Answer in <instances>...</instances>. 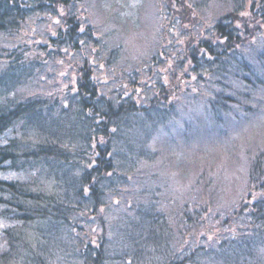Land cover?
<instances>
[{"label": "trees", "instance_id": "obj_1", "mask_svg": "<svg viewBox=\"0 0 264 264\" xmlns=\"http://www.w3.org/2000/svg\"><path fill=\"white\" fill-rule=\"evenodd\" d=\"M98 1L0 0V264H264V130L239 139L264 127V0H149L161 33L138 55L141 0L87 18ZM46 19L51 53L14 49ZM209 142L249 146L231 198Z\"/></svg>", "mask_w": 264, "mask_h": 264}, {"label": "rangeland", "instance_id": "obj_2", "mask_svg": "<svg viewBox=\"0 0 264 264\" xmlns=\"http://www.w3.org/2000/svg\"><path fill=\"white\" fill-rule=\"evenodd\" d=\"M127 2H129L131 5H135V1L136 4L138 5V2L140 0H126ZM175 1V0H173ZM125 2V0H102V3H100V1L95 2V7L94 10L91 11L92 13L90 14V11L87 14V18H90L93 13H96L95 10L98 11H106L108 9V7L110 6L111 3H117V4H123ZM102 4V5H100ZM142 4V5H141ZM141 7L143 9V11H145V15H149L147 17V19L145 18L143 20V25L140 29H138V31L133 32V28L129 29V32L127 34V37L125 38L124 35V40H125V44H126V49L128 51L129 54H137L139 52H146L150 49V52L154 51V48L156 47L157 43H155V41L158 39L159 40V36L161 33V29L159 26H161L160 22L151 17V14H153L152 12H150L154 5L150 6L149 4V0H141ZM144 5V7H143ZM123 6V5H122ZM131 8V7H130ZM93 9V8H92ZM125 14V9L122 12ZM127 13L130 14L131 12L127 9ZM183 13V12H182ZM97 14V13H96ZM103 13H100V17L103 20L104 19ZM178 18H180V15H178ZM100 19V20H101ZM125 20V19H124ZM181 26H183L184 28L188 27L187 21H184L183 19L181 20ZM132 27V26H131ZM188 29V28H187ZM54 30H55V26L52 24L50 19H46L43 22H39L34 24L33 26H31L30 28L26 29L23 31V38L20 37L19 40L21 41L15 48H18L20 45L21 49H27L30 50L29 53L30 55L33 57V59H38V60H43L42 58H40L38 55V44H40L42 46V48H46V53H51V45L48 42V38L49 35H54ZM186 31V30H185ZM183 35H185V38H182V42H176L174 40L175 43L178 44H182L184 45V47L187 48H191L192 46H196V42H191L190 41V37L194 38L195 34L193 32H183ZM198 39V37H197ZM170 41V42H171ZM155 43V44H154ZM0 47L1 46H5L4 48H8L10 49L12 47L8 46L10 44L7 43V45H2V41H0ZM153 45V48H151V46ZM13 49V50H14ZM155 52V51H154ZM47 57L51 58L54 56H50L49 54H47ZM44 58V57H43ZM66 62V60H62V64L63 65H56L55 69L52 70V72L56 73L59 75L60 72H65L67 70H69L67 68L66 65H64V63ZM68 73H73L72 70H69V72H67L66 77H64V75L60 76L61 78H65L64 80H66L68 78ZM101 77H103V75H101ZM55 78V77H53ZM66 82L63 83V86L65 87ZM66 89V88H64ZM194 90H190L191 93H193ZM186 97L188 95H185ZM193 96V95H191ZM182 99V98H181ZM184 101L182 100V103ZM180 103V102H179ZM260 121L264 122V117L260 118ZM255 122L252 124H249L247 126H244L243 124L241 125L240 128V137L239 139L241 141H243L244 139H249V142H252L254 146L257 145V140L259 139L260 145L262 144V139L258 138V134L259 132L264 130V127H262L261 129H259L257 132H255L252 129V126H254ZM157 123L155 121H148L144 124L143 126V131H141V134L146 137L148 135V132L152 129H157L156 127ZM238 131V129H237ZM230 141L232 142L233 139H238V133H236V131L234 132V134L230 135ZM167 138L163 137V135H160L158 137V141H164ZM198 143V142H197ZM264 145V144H263ZM246 148H249V146L245 147L243 149L241 148H237V150L235 151L234 155H231L229 153H227L226 150H224V148L221 147H217L216 145H213L211 142L208 143V145L206 146V149L208 150V152L205 153V155H210V151L214 153L215 157L214 160L209 162V170L216 175H220V176H225L228 180V189L227 190H222V194L224 196H227V198H231L234 195H237L238 193H240L244 187V180L241 176V172H244V167L241 164L240 161H235V159L237 158H241L244 159L245 154L244 151ZM223 153V155H222ZM229 155V157L227 156ZM233 157L235 158L234 160L230 161L228 159H233ZM221 198V197H219ZM4 227V224L0 221V233L2 231ZM210 236H215L217 235L216 233H213L212 231L209 234ZM0 240L1 236H0Z\"/></svg>", "mask_w": 264, "mask_h": 264}, {"label": "snow or ice", "instance_id": "obj_3", "mask_svg": "<svg viewBox=\"0 0 264 264\" xmlns=\"http://www.w3.org/2000/svg\"><path fill=\"white\" fill-rule=\"evenodd\" d=\"M173 7H175V4H173ZM187 7H188V8H191V7H192V5H191V4H188V5H187ZM178 10H179V9H178ZM245 14H246V13H245ZM57 23H59V21H57ZM79 30H80L81 32H84V31H85V28H84V27H80V29H79ZM80 43H81V44H83V43H84V41H83V40H81V41H80ZM112 131H113V132H115V131H116V129H112ZM108 175H111V173H108ZM85 193H87V189H85Z\"/></svg>", "mask_w": 264, "mask_h": 264}]
</instances>
